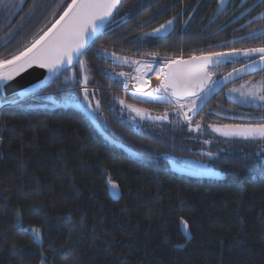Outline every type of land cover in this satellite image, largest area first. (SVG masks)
<instances>
[{
	"label": "trees",
	"instance_id": "obj_1",
	"mask_svg": "<svg viewBox=\"0 0 264 264\" xmlns=\"http://www.w3.org/2000/svg\"><path fill=\"white\" fill-rule=\"evenodd\" d=\"M7 1L0 4V59L42 34L71 2L31 0L18 10ZM219 2L127 0L83 57L85 69L79 64L73 69L75 80L72 70L44 93L51 97L34 96L0 111V264H264V171L251 155L213 161L219 179L181 176L169 158H191L194 144L175 115L140 117L145 128L137 130L117 108L123 88L118 74L131 75L137 66L132 61L165 65L192 55L264 47V40L246 37L254 29L249 12L240 17L247 4L235 0L219 11ZM209 13L210 26L204 22ZM169 20L178 23L172 35L148 37ZM103 50L128 58V67L107 60ZM257 59L225 61L216 80ZM258 69L241 81L262 79L264 66ZM84 87L93 91L88 101H99V113H93L114 143L84 112L67 105L82 102ZM224 93L210 104L211 112L241 108ZM159 104L163 108L158 102L148 107L172 109ZM205 117L210 123H240L215 120L208 112ZM109 177L119 185L118 198L110 194Z\"/></svg>",
	"mask_w": 264,
	"mask_h": 264
},
{
	"label": "snow or ice",
	"instance_id": "obj_2",
	"mask_svg": "<svg viewBox=\"0 0 264 264\" xmlns=\"http://www.w3.org/2000/svg\"><path fill=\"white\" fill-rule=\"evenodd\" d=\"M5 0H0V4H4ZM122 0H71L70 3L63 8L62 14L59 18L51 23L50 27L42 31V34L34 38L28 45L21 50L11 55L10 58L0 59V84L6 85L7 82L14 80L21 73L28 69L37 66L39 69L46 70L49 74L44 78V81L51 79L53 76L59 74L61 71H68L65 66H72L74 59L78 60L81 71L85 69V61L78 58L84 54L90 42L95 43L98 34H102L106 21L113 15L114 10ZM223 3V0H221ZM173 21L169 20L160 28L154 29V33H159L162 29L172 25ZM148 35V34H146ZM106 53V50H103ZM253 54H259V60L264 66V47L248 48V49H231L229 52H209L199 56L192 55L189 59H175L165 64L161 69H155L154 64H141L140 61H132L137 65L135 77H129L126 73H119L118 75L128 79H135L139 89L147 86L145 75L147 74L141 69L147 71L155 70L158 75L163 77L161 83L154 89V92H163L164 95L157 97L158 100H164L169 104L175 103L174 110L177 115L183 116V119L188 122L189 129L199 131L201 125L199 123L192 127V118L197 114V101L203 100L216 86L217 81L212 80V73L208 71L210 64H219L222 58L230 56H246L250 57ZM149 55L155 57L157 53H150ZM116 58L115 53L112 54ZM119 59V58H117ZM120 63H129L128 58H123ZM257 61L253 60L250 64L245 65V68H254ZM166 68L167 71L163 69ZM235 71H241L234 69ZM229 77L232 73L228 74ZM65 80L70 77L65 76ZM71 79L75 80V71H72ZM227 79V77L225 78ZM83 83L87 85L88 77H83ZM139 89L132 93L133 98H140ZM84 99H89L87 87L83 89ZM28 91V89H25ZM232 91H237L233 89ZM144 95H148L145 93ZM242 96L252 97L264 101V94H260L259 90L253 88L248 92H241ZM174 98V99H173ZM185 101V102H182ZM7 103V97L4 98ZM15 102V101H14ZM121 105L126 106L137 116H148L145 110L135 107L132 104H127L125 100H119ZM99 107V101L96 102ZM89 107L91 104L89 103ZM191 113V115H189ZM149 119L167 120L168 115L165 113L162 116L151 117ZM213 132H219L224 136H238L244 139H260L264 140V123L257 125H223L220 127L212 126ZM210 141L205 140L204 143ZM207 156L213 157L212 152L206 153ZM261 170L264 171V164H261ZM106 184L110 189V194L113 197H119V185L110 177L106 180ZM185 233L188 232L189 225L187 221H182ZM36 236L39 232L32 229Z\"/></svg>",
	"mask_w": 264,
	"mask_h": 264
},
{
	"label": "rangeland",
	"instance_id": "obj_3",
	"mask_svg": "<svg viewBox=\"0 0 264 264\" xmlns=\"http://www.w3.org/2000/svg\"><path fill=\"white\" fill-rule=\"evenodd\" d=\"M234 1L235 0H223V3H221L220 0L219 11L227 10ZM253 1L256 2L253 5L248 6V4H251ZM7 2H9V4L11 2L12 4L14 3L13 0H8ZM246 4H247L246 8L242 7L241 9L243 13L240 14V17L241 16L244 17L249 12L250 19H247L248 23H251L254 26L253 32L251 34L246 35V37L260 39V41L264 40V0H242V2H240L241 6ZM255 8H257L258 11L255 10ZM103 56L114 64H118V65L121 64L120 56L117 54H115L116 58H114L111 53H103ZM225 64H226L225 60H222L220 62V67L217 70L216 75L223 74L225 70L224 67L223 68L221 67L224 66ZM123 67H128V65L123 64ZM253 88L258 89L260 94H264V77L260 80L254 78L244 79L240 83L228 87L225 90L223 96L229 101L238 104L241 108H229L228 113H225L222 110H217V113L216 112L215 113L218 115L224 114L225 118L237 120L238 122H240V124H235V125H249V124L257 125L260 123H264V101L241 95V92L246 93ZM233 89H236L237 91H232ZM124 91L125 93L123 92V88H122L120 95L122 96V99L126 101L127 104H132L137 108L145 110L146 112L149 110L147 114H151V115L154 114L152 115L154 117L162 116L165 113H167L169 119L170 114H174L176 118V122L180 123V125L184 127V129H186V135L192 139L191 142H193L192 144H194L193 147L194 149H192V151L190 152L191 158H187L185 156H181L177 158L171 157L169 159L171 160L170 162L173 164V166H177L182 169L197 173H202L203 176H205L206 178L219 179L222 177V175L219 173V171H217L216 167L213 165L214 164L213 161L217 159H221V157L223 156L235 155V154H240L245 156L251 155L252 162L254 164H257L258 167L261 168V164H264V140L244 139L238 136H224L219 132H213L212 128L209 127L210 125L220 127L225 124L220 122L210 123L211 121L209 118H208L209 121L206 122L205 112L209 113L210 109L205 110V112L198 120L193 121L192 119V127L194 128L195 124L199 123L201 125V129L199 131L190 130L188 122L183 119L182 115L178 116L176 111L174 110L175 103L169 104L164 100H157V99H152L151 101V100H147V98H143L142 96L137 99V98H133L132 93H129V91L126 90V87H124ZM88 93H89V97H91L93 91H89ZM52 95L53 93H49V94H45L44 96L51 97ZM96 102H97L96 100H92V101L89 100L91 107H93L95 112L99 113L100 109L99 107L96 106ZM157 102L159 105L156 106L157 108H163V106L159 104L162 103L165 105L169 104L172 109L169 111V113L167 111L163 113L158 110L154 111L150 107H148V104H155ZM117 108L122 112V115H124V117L128 116L129 121L133 124L135 129L138 130L145 128V124L142 123L140 120L141 116H137L135 112H132L130 109H128L124 105H121L120 103L118 104ZM150 112H154V113H150ZM189 115H191V113H189ZM216 119L217 118H215V120ZM205 140H208L210 142L204 143ZM208 152H212L215 155L213 157H209L206 155V153ZM119 194H120V189H119ZM181 226L183 228L182 223ZM186 235L188 237L191 236L189 229Z\"/></svg>",
	"mask_w": 264,
	"mask_h": 264
},
{
	"label": "water",
	"instance_id": "obj_4",
	"mask_svg": "<svg viewBox=\"0 0 264 264\" xmlns=\"http://www.w3.org/2000/svg\"><path fill=\"white\" fill-rule=\"evenodd\" d=\"M126 0H122V3L118 5L117 9L114 10L113 15L106 21L105 26L103 28L102 34H98V37L95 40V43L92 44L90 42L89 46L87 47L86 51L82 56H80L78 59L80 60L85 54H87L91 48L97 43L99 38L105 33V30L111 25L112 21L116 17V15L120 12L122 9L124 3ZM173 31V26L170 25L166 27L165 29H162L159 33H152L150 36L157 38V37H168L171 32ZM246 58H259V54H253L250 57H246L243 55L240 56H230L226 58H222L221 60H236V59H246ZM257 65L254 68H245V66L237 69L241 71H235L232 72V76L229 77L228 75L224 78H221L216 86L212 89V91L201 101L198 103V110L197 114L194 116L195 118H198L204 109L212 102V100L219 95L221 92L226 90L228 87L234 85L238 81H240L244 76H247L250 71L254 69H258L262 67L260 60H256ZM78 65V60L74 59L72 66H65L68 68V71H61L59 74L53 76L51 79L44 81V78L47 77L49 74L46 70L39 69L37 66H33V68L28 69L26 72L21 73L20 76H17L14 80L7 82L6 85L0 84V110L7 106H12L19 104L21 102H24L25 100H28L30 97L34 95H38L40 93H43L46 91L53 82L58 79L60 76H62L64 73L71 71L73 68H75ZM219 64H210L208 66L209 69H217ZM167 71V69H166ZM227 77V79H225ZM212 80H214V77H211ZM25 89H28V91H25ZM7 97L8 102H4V98ZM174 99V98H173ZM15 101V102H14ZM185 102V101H182ZM88 116L89 120L93 124L95 128H97L102 134L105 135V133L100 129V126L98 125V122L93 115L92 111L89 109V107H83L82 105L79 106ZM172 171L174 173H177L181 176L191 177L193 179H201L203 178L202 173H197L189 170L182 169L177 166L172 167Z\"/></svg>",
	"mask_w": 264,
	"mask_h": 264
},
{
	"label": "bare ground",
	"instance_id": "obj_5",
	"mask_svg": "<svg viewBox=\"0 0 264 264\" xmlns=\"http://www.w3.org/2000/svg\"><path fill=\"white\" fill-rule=\"evenodd\" d=\"M27 2V0H23L22 1V3H21V5H20V8L18 9V10H21V9H23V7L25 6V3ZM126 2V1H125ZM172 26H173V31L171 32V34L170 35H172L174 32H175V23L173 22L172 23ZM169 35V36H170ZM168 36V37H169ZM168 37H157V38H168ZM154 38V37H153ZM100 39V38H99ZM98 42V41H97ZM95 46V45H94ZM93 46V47H94ZM86 55V54H85ZM84 55V56H85ZM83 56V57H84ZM83 57L80 59V60H82L83 59ZM184 60H187V59H184ZM222 61V60H221ZM226 61V60H225ZM150 63H152V61H149ZM140 63H142V64H146V63H143V61L142 62H140ZM79 64V63H78ZM220 64V63H219ZM163 64H160V63H157V64H154V68L155 69H161V68H163ZM137 67V66H136ZM241 68V67H240ZM74 69V68H73ZM257 69V68H256ZM256 69H254V70H252V71H250V73L248 74V75H250L252 72H255L256 71ZM164 71H166V68H164L163 69ZM212 70H215V69H209V72L211 73V71ZM141 71H144V72H146L147 74L145 75V80L148 82L147 83V86L146 87H144L143 89H139V86L137 85V83H136V81H135V79H128V80H126V78H123L122 79V83L123 84H125L126 85V89L129 91V92H131V93H134V92H137L138 91V89H139V96H146L147 98L148 97H161V96H163L164 95V93L163 92H160V93H157V92H154V89L161 83V81H162V79H163V77L161 76V75H158L157 74V72L155 71V70H153V71H147V69H141ZM232 72H234V71H232ZM231 72V73H232ZM65 74V73H64ZM63 74V75H64ZM63 75L62 76H60L58 79H56L54 82H53V84L57 81V80H59L61 77H63ZM137 75V73H136V69H135V71H134V73L131 75V76H129V77H135ZM228 75V74H227ZM227 75H225V76H227ZM247 75V76H248ZM213 76V75H212ZM225 76H223V77H221V78H224ZM241 81V80H240ZM240 81H238V82H240ZM237 82V83H238ZM237 83H235V84H237ZM52 84V85H53ZM234 84V85H235ZM51 85V86H52ZM50 86V87H51ZM49 87V88H50ZM48 88V89H49ZM47 89V90H48ZM46 90V91H47ZM46 91H44L43 93H40V94H38V95H34L35 97H43L45 94V92ZM145 93H147L148 95H144ZM222 93V92H221ZM34 96H32V97H34ZM218 96V95H217ZM216 96V97H217ZM32 97H30L29 99H32ZM215 97V98H216ZM214 98V99H215ZM28 99V100H29ZM149 100H151L152 101V99L153 98H148ZM156 99V98H155ZM214 99L212 100V102L214 101ZM25 101H27V100H25ZM211 102V103H212ZM21 103H23V102H21ZM21 103H19V104H16V105H12V106H18V105H20ZM210 103V104H211ZM209 104V105H210ZM7 107H11V106H7ZM7 107H5V108H7ZM4 109V108H3ZM2 109V110H3ZM2 110H0V111H2ZM193 118H195L194 116H193ZM192 118V119H193ZM196 119H198V118H196ZM194 121V120H193ZM235 124H240V123H235ZM93 125V124H92ZM98 125H99V123H98ZM100 126V125H99ZM97 129V128H96ZM100 129L104 132V130L102 129V127L100 126ZM98 130V129H97ZM99 131V130H98ZM99 133L102 135V136H104L108 141H110V142H115V141H113V139L112 138H110L105 132V135L104 134H102V132H100L99 131ZM172 167H173V164H172Z\"/></svg>",
	"mask_w": 264,
	"mask_h": 264
},
{
	"label": "flooded vegetation",
	"instance_id": "obj_6",
	"mask_svg": "<svg viewBox=\"0 0 264 264\" xmlns=\"http://www.w3.org/2000/svg\"><path fill=\"white\" fill-rule=\"evenodd\" d=\"M5 1H6V0H5ZM22 1H23V0H16V1H14L13 4H12V2H11L10 4L13 5V6H15L17 9H19V8H20V5H21V3H22ZM61 1H62V0H55L54 3H59V2H61ZM126 1H127V0H126ZM30 2L33 3L34 1L27 0V2L25 3V5H26V4H30ZM39 2H40L41 4H44V3H45L43 0H41V1H39ZM125 3H126V2H125ZM125 3H124V5H125ZM31 5H32V4H31ZM124 5H123V7H124ZM24 7H25V6H24ZM123 7H122V8H123ZM121 10H122V9H121ZM121 10H120V11H121ZM210 11H211V9H210ZM223 11H224V10H223ZM119 13H120V12H119ZM119 13H118V14H119ZM118 14H117V15H118ZM117 15H116V16H117ZM211 15H212V13H211V14L209 13L208 16L206 17V19H204L205 24L208 25V26L211 25ZM115 18H116V17H115ZM115 18H114V20H115ZM190 18H191V17H190ZM114 20L112 21L111 25L105 30V33H106V31H107V30L113 25ZM172 21L175 23V30H176V28H178V27H177V24H178V23L176 22V20H172ZM166 23H167V22H166ZM166 23H164L163 25H165ZM159 28H160V27H159ZM157 29H158V28H157ZM153 32H154V31L150 32L149 35H148V37H151L150 35H151ZM105 33H104V34H105ZM104 34H103V35H104ZM140 35H141V34H140ZM140 35H136L138 39H145V38H146V36H140ZM139 36H140V37H139ZM152 38H153V37H152ZM155 39H159V38H155ZM200 55H201V54H200ZM188 59H189V58H188ZM129 63H130V62H129ZM250 63H251V62H249L248 64H250ZM127 65H129V64L127 63ZM245 65H247V64H245ZM245 65H243V66H245ZM77 66H78V65H77ZM77 66H76V67H77ZM243 66H242V67H243ZM76 67H75V68H76ZM219 67H220V64H219V66H218L217 69L211 71V73L213 74V77H214V81H217V80L215 79V77H218V76H219V74L216 75L217 70L219 69ZM72 70H73V69H72ZM72 70H71V71H72ZM71 71H69V72H71ZM255 72H259V69H256ZM255 72H254V73H255ZM66 73H68V72H66ZM221 77H222V76H221ZM126 90H127V89H126ZM127 91H128V90H127ZM81 92H83V90H81ZM88 92H89V91H88ZM78 93H79V91L76 92V95H75L76 97L78 96ZM129 93H131V92H129ZM220 94H221V93H220ZM220 94H219V95H220ZM219 95H218V96H219ZM218 96H217V97H218ZM217 97H216V98H217ZM216 98H215V99H216ZM215 99H214V100H215ZM147 100H149V99L147 98ZM66 103H68L67 105H69L70 107H73V108H76V109H78V110H81L82 112H84V111H83L81 108H79L80 105H82L83 107H89V101L84 99V93H82V102H81V103L78 102L77 100H76V102H74V103H71V102H69V101L66 102ZM70 107H69V108H70ZM207 108L210 109V112L208 113L209 115H212V116H214L215 118H218V119H219V117H220V118H221V117H222V118H225L224 115H220V114L218 115V114H216V113H217V110L215 111L216 113H215V112H211L212 109L210 108V105H208ZM89 109H90L91 111L94 112L93 107H89ZM119 111H120V110H119ZM204 112H205V111H204ZM84 113H85V112H84ZM226 119H227V118H226ZM101 127H102V126H101ZM102 129H103V128H102ZM103 130H104V129H103ZM104 132H105V130H104ZM105 133H106V132H105ZM106 134H107V133H106ZM107 135H108V134H107ZM108 136H109V135H108ZM103 137H104V136H103ZM109 137L111 138V136H109ZM104 138H105V137H104Z\"/></svg>",
	"mask_w": 264,
	"mask_h": 264
}]
</instances>
